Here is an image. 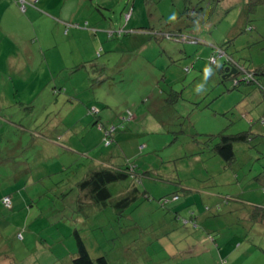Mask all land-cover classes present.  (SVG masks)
Returning a JSON list of instances; mask_svg holds the SVG:
<instances>
[{
    "label": "rangeland",
    "instance_id": "374dc122",
    "mask_svg": "<svg viewBox=\"0 0 264 264\" xmlns=\"http://www.w3.org/2000/svg\"><path fill=\"white\" fill-rule=\"evenodd\" d=\"M11 1L0 0V264H72L74 231L109 264H264L249 215L264 208V79L234 88L211 65L221 47L241 69L264 67V4ZM96 117L116 128L110 143ZM240 132L227 164L213 145ZM107 161L136 176L110 184L113 197L132 181L141 196L120 214L78 209L75 181Z\"/></svg>",
    "mask_w": 264,
    "mask_h": 264
},
{
    "label": "trees",
    "instance_id": "16d2710c",
    "mask_svg": "<svg viewBox=\"0 0 264 264\" xmlns=\"http://www.w3.org/2000/svg\"><path fill=\"white\" fill-rule=\"evenodd\" d=\"M258 4H264V0H247L245 3V9L247 12L252 11L255 6ZM202 8H194V9H185V12H187L188 17L195 20L198 15L201 13ZM190 11V12H189ZM199 13V14H198ZM198 14V15H197ZM165 38L166 36L169 39H172V37L175 38L174 41L178 42H189L190 38L187 36L182 35H172L170 33L164 34ZM181 37V39H180ZM178 40V41H177ZM194 40V39H191ZM214 52L217 53L218 56L225 55L226 60L225 62L219 66L217 65L216 58L211 57V59L215 60V63L211 65L217 66V70L222 75L223 78L232 77L234 88L237 87L241 82L244 83H255L258 86L259 78L264 79V67L260 69L255 70H248V69H241L237 64L226 55L225 51L221 47L214 48ZM221 53V54H220ZM231 69L235 71V73L231 74ZM238 73H241L243 75L241 80H237L236 75ZM263 88L262 86H260ZM264 91V88H263ZM89 113L96 116V113H98V110L95 108L89 109ZM260 120L264 123V116L260 118ZM95 124L98 127L100 131H103L104 133L107 132V129L102 125L98 117H96ZM116 131V128H114V131ZM112 132V133H113ZM112 133L108 134V137L106 139V143H110L112 139ZM216 137V136H212ZM210 138V137H209ZM210 138L209 140H211ZM249 139V133L248 132H240L235 135H226V134H219L218 139L214 145H213V151L220 156L223 161H225L227 164L232 162L234 159V149L233 145L234 143H243L247 142ZM111 161V160H110ZM132 168H130L127 164L124 165H114L111 162L107 161L105 163H99L96 165H90L86 171H84L82 177L75 181V188H76V202L79 204L77 207L84 208L85 206L93 207L96 210H102L105 208H111L114 213L120 214L123 211H125L128 207H130L133 202L138 199L141 195L136 187L134 181H132L128 187L123 190L121 193H119L118 196L113 197L111 191L109 190V185L113 183H119L126 181L128 179H136V176L132 173ZM4 197H9V195H4L1 198L2 205V199ZM11 201V198H10ZM5 207V205H4ZM7 209L12 208L6 207ZM252 211H250V217L252 215V221L253 226L258 225V232H264V208L262 209L258 206L252 207ZM254 209H261V211H254ZM253 230H249L251 232ZM74 238L76 241V252L74 253V257L72 258V264H109L106 257L104 255L98 256L96 258H92L88 252V250L85 247V244L83 240L81 239L80 235L77 231L73 232ZM260 234V233H259ZM249 235V233H246V236ZM251 241V240H250ZM260 250V249H259ZM222 264H228L223 261Z\"/></svg>",
    "mask_w": 264,
    "mask_h": 264
},
{
    "label": "built area",
    "instance_id": "2783aa9c",
    "mask_svg": "<svg viewBox=\"0 0 264 264\" xmlns=\"http://www.w3.org/2000/svg\"><path fill=\"white\" fill-rule=\"evenodd\" d=\"M21 2H24V0H20ZM221 54V53H220ZM211 63L214 64L215 63V60L214 59H211ZM114 131V128H111L110 130H107V132L105 133V137L107 139L108 137V134L112 133ZM2 202L3 204L6 206V207H11V201H10V198L9 197H4L2 199Z\"/></svg>",
    "mask_w": 264,
    "mask_h": 264
},
{
    "label": "crops",
    "instance_id": "0c3cea01",
    "mask_svg": "<svg viewBox=\"0 0 264 264\" xmlns=\"http://www.w3.org/2000/svg\"><path fill=\"white\" fill-rule=\"evenodd\" d=\"M12 4H13V1H11V0H9ZM178 42H180V41H178ZM98 119H100V118H98ZM96 122V121H95ZM56 147V146H55ZM64 151H68V152H71V150L70 149H65V148H62ZM11 203H12V208L11 209H13V206L14 205H17V203H19V200L17 201V200H15V198L13 199V197H11ZM13 215V214H12ZM74 254V253H73ZM71 263H72V260H71ZM55 264H57V263H55Z\"/></svg>",
    "mask_w": 264,
    "mask_h": 264
},
{
    "label": "water",
    "instance_id": "95a60500",
    "mask_svg": "<svg viewBox=\"0 0 264 264\" xmlns=\"http://www.w3.org/2000/svg\"><path fill=\"white\" fill-rule=\"evenodd\" d=\"M230 73L233 74V73H235V71L231 69V72Z\"/></svg>",
    "mask_w": 264,
    "mask_h": 264
}]
</instances>
